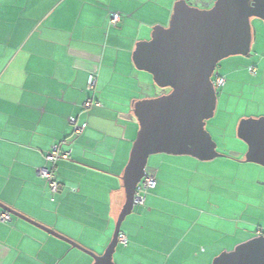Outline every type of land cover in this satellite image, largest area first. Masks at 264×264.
I'll use <instances>...</instances> for the list:
<instances>
[{
	"label": "crops",
	"instance_id": "crops-1",
	"mask_svg": "<svg viewBox=\"0 0 264 264\" xmlns=\"http://www.w3.org/2000/svg\"><path fill=\"white\" fill-rule=\"evenodd\" d=\"M176 1L0 0V205L57 234L0 218V264H94L105 254L126 202L122 176L139 131L133 105L151 98L152 78L133 54L154 27L169 25ZM113 12L122 16L117 26ZM91 74L97 86L88 91ZM88 100L101 105L85 110ZM72 117L87 124L77 137ZM63 142L70 158L48 162ZM182 157L190 156L149 158L157 186L123 222L128 244L119 242L114 264H212L264 235L240 228L247 208L259 207L248 206L247 193L194 191L200 165ZM43 168L59 192L40 177Z\"/></svg>",
	"mask_w": 264,
	"mask_h": 264
},
{
	"label": "water",
	"instance_id": "water-1",
	"mask_svg": "<svg viewBox=\"0 0 264 264\" xmlns=\"http://www.w3.org/2000/svg\"><path fill=\"white\" fill-rule=\"evenodd\" d=\"M190 1L177 0L169 25L154 27L151 39L136 45L133 61L137 70L151 75L156 87L169 92L134 102L139 131L122 176L126 202L109 247L94 264H114L122 224L134 211L136 187L147 173L151 156H190L209 162L244 155L243 163L264 167V117L240 121L237 136L247 145L244 154H220L206 130L218 104L212 76L221 61L251 56L252 19L264 22V0H216L213 7L203 9L191 6ZM0 207L57 236L12 209ZM212 264H264V235L222 252Z\"/></svg>",
	"mask_w": 264,
	"mask_h": 264
},
{
	"label": "rangeland",
	"instance_id": "rangeland-1",
	"mask_svg": "<svg viewBox=\"0 0 264 264\" xmlns=\"http://www.w3.org/2000/svg\"><path fill=\"white\" fill-rule=\"evenodd\" d=\"M190 5L205 8L197 0H191ZM252 28L251 56H233L217 65V70L224 76L226 85L216 89L218 93L217 110L214 118L207 122L206 130L216 142L217 151L227 156L237 152L244 154L247 150V145L237 136L240 121L264 117V22L253 18ZM252 66L256 67V74L250 71ZM148 76L151 75L148 74ZM151 78V86L145 89V96L163 95L166 91L156 87L152 76ZM182 158L200 165L201 176L195 180L196 184L192 187L194 191L219 196L221 199L226 195L234 197L237 193H247L248 206L253 204L259 207L252 210L247 208L246 215L244 217L242 215L245 220L242 219L240 228L252 235L258 229L260 231L264 229V167L243 163L241 160L244 155L239 156L238 159L223 157L209 162L197 161L192 157ZM248 194L257 195L251 199ZM242 237L235 239L240 241Z\"/></svg>",
	"mask_w": 264,
	"mask_h": 264
},
{
	"label": "built area",
	"instance_id": "built-area-1",
	"mask_svg": "<svg viewBox=\"0 0 264 264\" xmlns=\"http://www.w3.org/2000/svg\"><path fill=\"white\" fill-rule=\"evenodd\" d=\"M122 20V16L119 13H111L110 14V25L111 26H117ZM250 71L253 74H256V67L252 66L250 68ZM212 81L214 83L215 88L223 87L226 83V80L224 76L221 75V73L216 70L212 76ZM87 90L93 91L95 90L97 86V75L91 74L88 78V84H87ZM101 104L98 102H94L92 100H88L83 104V108L85 110H89L93 108L94 106H100ZM70 124L73 127V136L77 137L80 135L85 128L87 127V124L80 125L78 123V119L75 117H72L70 119ZM65 143L57 144L52 147L51 151L46 154V160L51 163H56L60 159H69L71 152L70 151H63L62 146ZM40 177L48 184L49 189L52 193H57L60 190L61 183L55 176L54 172L50 169H40L39 170ZM157 186V179L155 177V174L152 172L147 171L145 177L139 182V184L136 187L135 195H134V203L135 207L144 206L146 202L147 195L155 189ZM1 221L6 222L11 220L10 214L7 212H3L0 215ZM261 233V232H260ZM119 242L123 243L125 245L128 244V238L125 234L120 233L119 235Z\"/></svg>",
	"mask_w": 264,
	"mask_h": 264
},
{
	"label": "flooded vegetation",
	"instance_id": "flooded-vegetation-1",
	"mask_svg": "<svg viewBox=\"0 0 264 264\" xmlns=\"http://www.w3.org/2000/svg\"><path fill=\"white\" fill-rule=\"evenodd\" d=\"M203 0H200V1H198L199 3H202L204 6H205V8H211V7H213V5H214V3H215V1L216 0H204V2L205 1H208V2H202ZM166 92H169V90H165ZM165 92V93H166Z\"/></svg>",
	"mask_w": 264,
	"mask_h": 264
}]
</instances>
